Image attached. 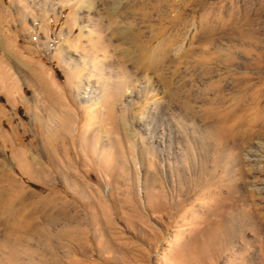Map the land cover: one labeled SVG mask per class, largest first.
I'll return each instance as SVG.
<instances>
[{"label":"rangeland","instance_id":"374dc122","mask_svg":"<svg viewBox=\"0 0 264 264\" xmlns=\"http://www.w3.org/2000/svg\"><path fill=\"white\" fill-rule=\"evenodd\" d=\"M47 1L0 0V264H264V0Z\"/></svg>","mask_w":264,"mask_h":264},{"label":"bare ground","instance_id":"6f19581e","mask_svg":"<svg viewBox=\"0 0 264 264\" xmlns=\"http://www.w3.org/2000/svg\"><path fill=\"white\" fill-rule=\"evenodd\" d=\"M71 1H73V0H50V1H47L46 2V5L49 7V8H51V9H53V10H57L58 9V7H59V5H61V4H64V3H67V2H71ZM63 6V5H62ZM5 80V79H4ZM4 83H6V82H4ZM15 84V83H14ZM10 85V84H9ZM89 85V89L92 91V92H94L95 91V88H94V86L91 84V83H89L88 84ZM15 86V85H14ZM2 89V88H1ZM12 90V89H11ZM10 90V91H11ZM10 93V92H9ZM9 96H11V95H9Z\"/></svg>","mask_w":264,"mask_h":264}]
</instances>
